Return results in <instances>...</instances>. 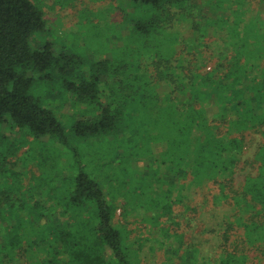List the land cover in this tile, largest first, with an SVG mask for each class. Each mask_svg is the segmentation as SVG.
Returning a JSON list of instances; mask_svg holds the SVG:
<instances>
[{
    "label": "trees",
    "instance_id": "obj_1",
    "mask_svg": "<svg viewBox=\"0 0 264 264\" xmlns=\"http://www.w3.org/2000/svg\"><path fill=\"white\" fill-rule=\"evenodd\" d=\"M198 1L117 0L116 42L93 60L42 40L32 0H0V264H149L145 246L161 264H262L264 80L229 65L227 42L251 3L203 22Z\"/></svg>",
    "mask_w": 264,
    "mask_h": 264
},
{
    "label": "rangeland",
    "instance_id": "obj_2",
    "mask_svg": "<svg viewBox=\"0 0 264 264\" xmlns=\"http://www.w3.org/2000/svg\"><path fill=\"white\" fill-rule=\"evenodd\" d=\"M40 9L44 12L45 18L47 20V32L42 36V40H50L56 46H61L60 48H64L67 50L69 54L76 53L80 57L97 59L98 57L104 55L110 51V48L115 44V32L116 27L112 25L113 20H121V11H111L107 7L113 6L115 7V3L117 0H32ZM199 0L198 3H200ZM224 0H205L204 5H200L199 12L203 17V22H206L207 17L214 16L219 21L222 20V14L220 12H211V8L208 5H212L213 7L220 6L222 3V11L223 8H226ZM250 2L251 5L246 15L249 17L251 23L243 24L241 29H246L245 34L243 32L241 35L235 37V31H232L230 35H227V42L237 43L238 47L233 48V55L230 57L229 65L231 67H253L254 70L253 77L256 80H262L261 83H256L255 85L262 86L264 80V4L258 3V0H247V3ZM201 4V3H200ZM259 4V5H258ZM207 5V6H205ZM255 5H258V12L256 14L253 12ZM218 8V7H217ZM220 9V8H219ZM253 12V14H252ZM242 12L240 13V15ZM245 16V15H244ZM252 17V19H251ZM243 18V14L241 15V19ZM255 22L258 26L259 23L262 24V29L259 32L258 28L253 24ZM211 22H208L210 24ZM221 23V22H220ZM219 23V24H220ZM122 25V24H121ZM124 28V25H122ZM242 31V30H240ZM245 40H248L247 43H244ZM243 55L239 60V57ZM261 57V60H259ZM255 81V80H254ZM264 88V87H263ZM36 91L37 95L43 97L44 95V87L35 86L33 87V92ZM40 94V95H38ZM45 97V95H44ZM48 102V104L55 110L57 116H59L60 120L69 127V118L66 116L67 113H71V109L69 106L63 108L61 98H53V97H45L41 98ZM64 101V100H63ZM12 136L21 138L20 133L12 132L7 130ZM13 133V134H12ZM248 135V134H247ZM246 150L244 160H249L252 155L256 152L257 147L259 145V136L257 134H250L246 137ZM24 141V140H23ZM30 141V140H29ZM30 144L28 142L24 143V146L19 152V156L24 155L28 149ZM40 151V145L35 144ZM36 154V150L33 152ZM60 156L66 157V153L60 154ZM38 157V155H37ZM59 165L65 166V160H59ZM31 165L21 167L20 171L22 172V178H24L25 182H29L28 178L31 171L36 168L33 165V161H30ZM143 164L140 163L139 169L142 170ZM248 170V165L241 163V167L237 173V180H243L245 171ZM27 172L29 174H27ZM213 193V192H212ZM211 193V195H212ZM209 196V199L213 201V195ZM202 197H198L200 200ZM117 216L115 219L116 223H120L121 216L120 210L117 212ZM132 228V225H130ZM134 230V229H133ZM138 234L139 229H136L132 235ZM147 236V234L142 235L141 237ZM150 236V235H149ZM145 251L147 253V261L149 264H161V261L164 259L163 252L160 251L155 246V250H149L145 246ZM257 254V253H256ZM264 264V258L263 262Z\"/></svg>",
    "mask_w": 264,
    "mask_h": 264
}]
</instances>
